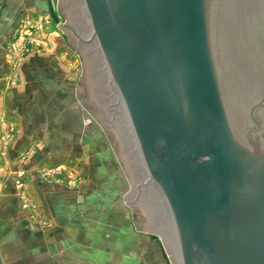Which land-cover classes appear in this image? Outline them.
<instances>
[{
  "label": "water",
  "instance_id": "95a60500",
  "mask_svg": "<svg viewBox=\"0 0 264 264\" xmlns=\"http://www.w3.org/2000/svg\"><path fill=\"white\" fill-rule=\"evenodd\" d=\"M78 103L170 264H264V0H50Z\"/></svg>",
  "mask_w": 264,
  "mask_h": 264
},
{
  "label": "crops",
  "instance_id": "0c3cea01",
  "mask_svg": "<svg viewBox=\"0 0 264 264\" xmlns=\"http://www.w3.org/2000/svg\"><path fill=\"white\" fill-rule=\"evenodd\" d=\"M25 2L0 0V264H170L159 236L131 229L76 59L54 37L12 65L6 39L38 14Z\"/></svg>",
  "mask_w": 264,
  "mask_h": 264
},
{
  "label": "rangeland",
  "instance_id": "374dc122",
  "mask_svg": "<svg viewBox=\"0 0 264 264\" xmlns=\"http://www.w3.org/2000/svg\"><path fill=\"white\" fill-rule=\"evenodd\" d=\"M29 2V4L27 3ZM31 2H36L35 6L31 5ZM52 10L54 15L56 16L59 23H65L60 13L56 11V2L57 0H50ZM5 8H11V6H6ZM27 13H32L31 11H35L34 14L36 18L31 15L23 16L17 23L16 31L10 38L6 39L5 49L6 52L11 55L12 59H15L13 62V66L20 63L26 56L35 52L42 44L46 41L52 42L54 37L59 40V44H62L65 49H67L73 58L76 59V68L78 73V79L75 87L80 91V74H81V65L82 58L79 57L75 53V49L70 47L68 44L66 35L62 33L61 29L57 26V24L52 20L49 16L46 0H26L22 8ZM20 61V62H19ZM16 67H11L10 70H14ZM10 77V75L8 76ZM10 83V82H9ZM86 111V110H85ZM86 122L87 126L90 129L97 128L100 134V137L103 140V154L106 156L104 158V169H109L111 174L116 177L117 175V185L120 190L119 202L122 203L125 207L123 196L129 192L130 186L124 176V173L101 129V127L93 120V118L86 112ZM108 156V157H107ZM108 163V164H107ZM107 166V167H106ZM109 166V168H108ZM115 184V183H114ZM130 210V207H129ZM131 211V210H130ZM129 212V211H128ZM131 213L128 215V219H130ZM134 221H135V213H132ZM124 219H127L126 213L124 214ZM121 218V216H120ZM131 224V223H130ZM131 229L135 233L138 231L135 230V225L131 224ZM152 234V233H151ZM155 237H158L156 234ZM165 250V249H164ZM172 256V254H169Z\"/></svg>",
  "mask_w": 264,
  "mask_h": 264
}]
</instances>
